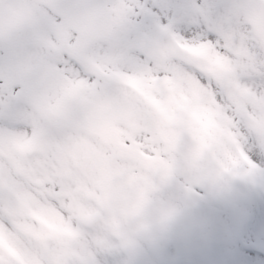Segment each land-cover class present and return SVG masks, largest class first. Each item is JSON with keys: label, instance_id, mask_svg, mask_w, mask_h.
Returning <instances> with one entry per match:
<instances>
[{"label": "snow or ice", "instance_id": "1", "mask_svg": "<svg viewBox=\"0 0 264 264\" xmlns=\"http://www.w3.org/2000/svg\"><path fill=\"white\" fill-rule=\"evenodd\" d=\"M0 264H264V0H0Z\"/></svg>", "mask_w": 264, "mask_h": 264}]
</instances>
